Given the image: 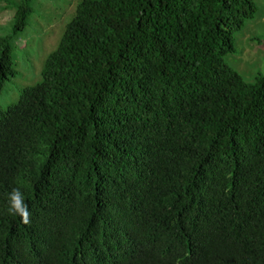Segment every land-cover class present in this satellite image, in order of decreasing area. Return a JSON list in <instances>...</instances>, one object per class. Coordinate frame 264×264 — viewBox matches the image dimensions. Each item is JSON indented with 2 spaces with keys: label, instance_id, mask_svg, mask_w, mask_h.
<instances>
[{
  "label": "trees",
  "instance_id": "trees-1",
  "mask_svg": "<svg viewBox=\"0 0 264 264\" xmlns=\"http://www.w3.org/2000/svg\"><path fill=\"white\" fill-rule=\"evenodd\" d=\"M30 11L0 37V91ZM256 11L80 0L42 81L0 110V264H264V76L223 63Z\"/></svg>",
  "mask_w": 264,
  "mask_h": 264
},
{
  "label": "rangeland",
  "instance_id": "rangeland-1",
  "mask_svg": "<svg viewBox=\"0 0 264 264\" xmlns=\"http://www.w3.org/2000/svg\"><path fill=\"white\" fill-rule=\"evenodd\" d=\"M79 1L31 0L26 26L13 52L15 75L0 91V110L17 104L24 89L42 81L45 60L57 47ZM252 1L257 9L254 18L247 20L234 35L233 51L223 57V63L248 84L264 76V0ZM16 6L17 0H0V37L11 33Z\"/></svg>",
  "mask_w": 264,
  "mask_h": 264
},
{
  "label": "clouds",
  "instance_id": "clouds-1",
  "mask_svg": "<svg viewBox=\"0 0 264 264\" xmlns=\"http://www.w3.org/2000/svg\"><path fill=\"white\" fill-rule=\"evenodd\" d=\"M7 197L9 201V214L19 216L25 224L30 223L31 213L20 188H13L11 192L7 194Z\"/></svg>",
  "mask_w": 264,
  "mask_h": 264
}]
</instances>
